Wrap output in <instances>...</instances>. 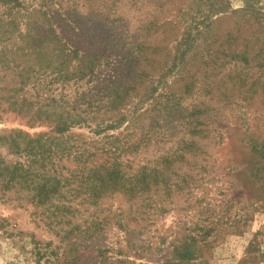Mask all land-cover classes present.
<instances>
[{
    "label": "trees",
    "instance_id": "trees-1",
    "mask_svg": "<svg viewBox=\"0 0 264 264\" xmlns=\"http://www.w3.org/2000/svg\"><path fill=\"white\" fill-rule=\"evenodd\" d=\"M147 1L0 0V119L13 116L29 128L49 129L32 136L20 131L0 134V201L31 207L34 219L59 242L30 239L27 250L22 241L19 249L34 264H98L82 256L79 246L99 240L111 222L126 234L132 223L133 232L140 235L151 224L149 210H156L152 195L160 186L168 196L188 189L190 177L176 173L202 153L197 138L205 136L198 134L199 128L216 110L214 103L220 105L229 88L248 87L254 95L264 78V48L254 49L258 30L252 25L245 22L248 30L242 32L235 22L226 33H216L220 19L202 16L199 21L190 16L187 22L181 17L178 37L172 36L177 25L165 21L168 32L158 38V19L153 17L139 20L131 34L130 13ZM163 7L160 3L156 9ZM245 9L256 18L255 10L248 5ZM179 14L184 15L181 9ZM258 27L264 32V25ZM108 29L113 33L108 35ZM134 34L137 41L129 45ZM114 37L113 45L125 51L115 61L121 66L117 78L113 68L106 75L110 58L99 52ZM230 67L240 71L225 75ZM253 69L260 74L251 80L248 72ZM195 95L202 100L183 110L181 103ZM132 97L137 101L126 112ZM146 103L148 109L139 112ZM145 118L152 124L147 134H129ZM178 122L186 134H170L172 128L152 133L154 125ZM122 127V132L108 134ZM74 128H88L92 138L68 137ZM163 170L174 180L170 182ZM115 195L129 204V210L117 208L102 215L98 208ZM197 237L188 235L172 245L170 259L162 264L195 260ZM71 238L74 243L64 245ZM124 241L127 251L134 248V242L126 237ZM111 251L97 248L99 264L114 260L106 255ZM116 254L121 256V250Z\"/></svg>",
    "mask_w": 264,
    "mask_h": 264
},
{
    "label": "rangeland",
    "instance_id": "rangeland-1",
    "mask_svg": "<svg viewBox=\"0 0 264 264\" xmlns=\"http://www.w3.org/2000/svg\"><path fill=\"white\" fill-rule=\"evenodd\" d=\"M204 2H208L207 6L195 0H148L139 11L130 13L129 32L133 34L134 25H138L139 20H152L156 17L158 38L161 32H168L170 26L165 24V21L177 25L172 36L178 37L183 31L182 25L177 24L179 18L183 17L189 22L190 16L198 18L199 21L202 16H207L208 20H221L214 30L216 33H226L233 28L235 22L241 25L244 32L248 30L245 24L247 22L258 30L254 49L264 48V32L258 27L259 24L264 25V0ZM160 3L164 7L156 9ZM247 5L250 10L256 11L255 19L245 9ZM178 9H181L184 15H177ZM242 9L245 10L243 14L232 15ZM127 24L126 22L125 26ZM106 33L112 34L113 29H108ZM132 36L134 37L130 39L129 45L137 41L135 34ZM114 42L116 39L101 46L99 52H104L105 57L110 58L109 68L104 71L106 75L110 74V68H113L117 78L121 66H117L115 61L123 58L125 51L118 50L113 45ZM120 44L126 43L123 41ZM172 46L173 44L169 43V49L172 50ZM239 71L240 68L235 71L230 67L225 75L230 74L231 77ZM247 71L244 69V73ZM248 73L252 76L251 80L260 74L258 69ZM109 79L111 81L114 78ZM166 80L170 83L173 77ZM260 80L254 95L247 91L248 87L230 90L228 86L226 99L220 105L214 103L216 110L206 116L204 125L199 128L201 131L198 134L205 136L200 138L201 140L197 138L202 153L194 155L191 166L183 167L181 171L176 169V174L190 177L188 189L174 191L168 196L164 187L160 186L156 195H152V202L156 203L153 207L156 210H149L151 224H148L140 235L133 232L135 228L132 223L129 225L132 231L126 234L118 231L111 222L105 227L104 235L99 240L81 246L76 241L81 255L88 256L89 260L99 264L97 248L110 247L114 250V253L111 251L106 254L108 258L114 259L108 261L110 264H121L116 263V260L124 264H162L164 260L170 259L172 245L192 235L198 236L196 247L199 248V254L195 260L185 264H264V78L261 77ZM131 99L126 112L132 111L137 101V98ZM200 100L202 96L195 95L184 100L181 106L183 110H187L190 104ZM142 106L139 107V112L148 109L149 103ZM151 125V118H145L133 127L134 133L129 134H147ZM169 128H172L170 134H186L179 122L154 125L152 133ZM48 130L46 127L29 128L13 116L0 119V134L20 131L32 136L46 133ZM122 130L123 127L108 134L116 135ZM67 136L88 140L92 138V133L88 128H74ZM170 173L163 170V175L171 182L174 177ZM117 208L126 212L129 210V204L115 195L105 199L98 210H102L103 215L114 212ZM32 211L31 207H17L13 202L0 201V264H34L33 259L19 249L22 241L26 242L27 250L30 239L42 244L51 242L53 245H59L54 233L37 222L31 215ZM87 215L88 213H85L81 218L84 220ZM202 232H206V237H199ZM125 237L135 243L132 250L127 251ZM71 239L64 242V245L71 246L74 243L73 238ZM119 249L121 256L115 255V251Z\"/></svg>",
    "mask_w": 264,
    "mask_h": 264
}]
</instances>
